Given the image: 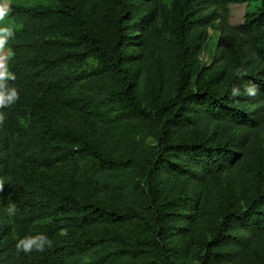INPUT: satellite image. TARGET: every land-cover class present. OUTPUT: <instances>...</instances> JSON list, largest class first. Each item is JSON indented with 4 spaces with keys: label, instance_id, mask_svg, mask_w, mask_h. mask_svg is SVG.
<instances>
[{
    "label": "trees",
    "instance_id": "16d2710c",
    "mask_svg": "<svg viewBox=\"0 0 264 264\" xmlns=\"http://www.w3.org/2000/svg\"><path fill=\"white\" fill-rule=\"evenodd\" d=\"M10 7L0 264H264V0Z\"/></svg>",
    "mask_w": 264,
    "mask_h": 264
},
{
    "label": "clouds",
    "instance_id": "9594fccd",
    "mask_svg": "<svg viewBox=\"0 0 264 264\" xmlns=\"http://www.w3.org/2000/svg\"><path fill=\"white\" fill-rule=\"evenodd\" d=\"M10 5L11 0H0V51L4 50L8 41L13 38L15 34L14 28L10 24H5V21L11 11ZM15 79V74L8 70L4 58H0V109L11 107L19 100L18 89L15 86L9 84V81H14ZM245 92L249 96H256L258 92V86H247L245 88ZM231 95L233 97L239 96V89L234 87L232 89ZM5 119V113L0 111V125L4 124ZM3 187V181L0 180V192L3 191ZM7 211L9 215H13L16 213L17 208L14 204H10ZM46 247H52V240L49 239V237L44 233L26 235L19 239L16 243L17 251H23L25 253H31L33 250L42 252Z\"/></svg>",
    "mask_w": 264,
    "mask_h": 264
},
{
    "label": "rangeland",
    "instance_id": "374dc122",
    "mask_svg": "<svg viewBox=\"0 0 264 264\" xmlns=\"http://www.w3.org/2000/svg\"><path fill=\"white\" fill-rule=\"evenodd\" d=\"M39 0H11V4L15 2L19 3H33ZM245 16V5H232V15L230 18V22L234 25H239L243 23ZM5 24H10L14 28V23L10 18H7ZM220 35V30L217 26H214L209 29V42L207 45V49L200 55V59L203 64L209 65L212 62L213 51L216 49V42ZM9 50L5 47L3 51H0V58H4L6 65L9 57Z\"/></svg>",
    "mask_w": 264,
    "mask_h": 264
}]
</instances>
